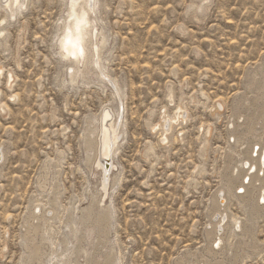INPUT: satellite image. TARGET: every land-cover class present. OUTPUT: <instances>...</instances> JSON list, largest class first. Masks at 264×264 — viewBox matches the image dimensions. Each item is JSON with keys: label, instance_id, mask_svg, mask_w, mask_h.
I'll return each instance as SVG.
<instances>
[{"label": "rangeland", "instance_id": "obj_1", "mask_svg": "<svg viewBox=\"0 0 264 264\" xmlns=\"http://www.w3.org/2000/svg\"><path fill=\"white\" fill-rule=\"evenodd\" d=\"M204 1L100 0L109 84L89 59L70 82L57 48L67 0H26L15 20L0 0V264H42L52 252L53 264H203L226 160L241 164L248 145L230 138L234 102L258 97L246 77L264 59V0H209L198 11ZM178 106L188 117L162 144L152 127ZM104 111H120L123 124L115 185L99 203L89 148ZM232 195L229 258L243 241L240 264H264L242 237L252 229L264 250V210L250 218L241 190ZM109 205L110 222L97 224Z\"/></svg>", "mask_w": 264, "mask_h": 264}, {"label": "bare ground", "instance_id": "obj_2", "mask_svg": "<svg viewBox=\"0 0 264 264\" xmlns=\"http://www.w3.org/2000/svg\"><path fill=\"white\" fill-rule=\"evenodd\" d=\"M208 2L210 1L207 0L202 2V4L198 6V11L202 12V8H206L204 6L209 5L207 4ZM25 3L26 0H5L3 5L5 9L10 11V18L15 20L19 11L26 8ZM99 4L100 0H67V14L64 18L63 24L61 23V31L57 39V48L59 50V56L62 57L63 61L70 64L71 68L68 76L70 77L71 83L77 82L84 76L83 68L88 59L92 71H94L98 77L102 78L103 82L106 80L109 84L112 83V80L108 77L109 75H107L108 73H105V69L102 65L103 62H101V49L106 39L102 33L100 20L96 14L97 8L100 6ZM17 6H23V8L18 9ZM81 15L85 16L86 23L82 25L77 36L80 38V47L83 49V55L81 56L77 54L76 58H73L63 50L65 46V36L69 29H72L73 31L75 30L76 19L73 17H80ZM12 79L14 78L11 75L9 79L10 82H12ZM246 84L252 86L253 89L258 90L259 95L255 99H250L247 104L243 97H239V99L235 100L231 117L232 130L230 131V138L238 137V139H246L247 141H244L248 142V145H246L247 148H245L244 160L241 164L230 156H228L226 160L223 177L226 181H224L226 187H222L221 189L218 188L212 198L211 214L215 218L210 230L206 232L209 246L207 249L205 248L206 251L201 257L200 263L203 264H240V262L243 261V254L249 248V246H246L247 243L238 241L236 255L229 258L230 248L226 247V242H228L234 232H231L227 223L231 216L229 212L230 206H227V203L229 202L227 201V197L229 195L231 197L235 191L241 190L243 196L241 198L239 197V200H236L240 205L249 208L250 218L260 217L264 210V145L261 144V147L255 149L256 144L252 141L258 130L262 127L263 122L264 103L261 98V91L264 87V59L260 65L248 73ZM116 92H118V89H116ZM221 109L222 106L219 105L218 110ZM119 112L117 118H114L108 111L102 113L98 119V129L96 130L97 133H95L96 137L94 143L89 148L90 151L95 153L91 160V171L96 177H98L96 193L92 194V196L99 197V203H105L106 199L110 197V192L115 185V181L112 177L115 176L114 171L116 167L112 162V159L119 146L123 124V120L120 117L121 112ZM187 117L188 116L185 115V112H183L182 106H178L177 113L172 117L164 115L160 122L152 127V132L156 133L161 131L160 142H162V144H167L168 134L171 133L174 127L184 122ZM207 134L210 136V128H208ZM108 140L112 141V148H110L109 151H106ZM3 152L5 151L3 150ZM90 154H92V152H90ZM0 159H2L1 154ZM111 206H106L102 212H99L96 216L97 224H102L106 220H108V223L110 222L108 212L112 210ZM232 219L235 225H239L240 228L241 221L234 216ZM40 229V225L35 227V236L38 235ZM242 234V237H250V246L253 252L259 254L264 252V250L258 246L260 244L257 245L252 229L249 228ZM36 240L37 239H34L32 244L34 250L39 253L41 250ZM232 251L233 250H231V252ZM85 253L86 252L82 250L81 257H83ZM54 256L55 252H52L47 256L46 262H43L42 264H53L54 260H52V257L54 258ZM57 259L58 261H56L58 264H71L65 262L63 259ZM187 260L188 258L186 257L181 258L178 260L177 264H186L188 262ZM94 263L93 260L90 262V264ZM117 264L121 263L117 262Z\"/></svg>", "mask_w": 264, "mask_h": 264}, {"label": "snow or ice", "instance_id": "obj_3", "mask_svg": "<svg viewBox=\"0 0 264 264\" xmlns=\"http://www.w3.org/2000/svg\"><path fill=\"white\" fill-rule=\"evenodd\" d=\"M74 7V5H73ZM79 31V29H78ZM71 49V50H70ZM65 52H67L69 55H71L73 58H76L77 54L83 55V49L80 47V38L79 36L76 37L75 40H73L71 37L65 40V46L63 49Z\"/></svg>", "mask_w": 264, "mask_h": 264}, {"label": "clouds", "instance_id": "obj_4", "mask_svg": "<svg viewBox=\"0 0 264 264\" xmlns=\"http://www.w3.org/2000/svg\"><path fill=\"white\" fill-rule=\"evenodd\" d=\"M17 8L22 9L23 6H17ZM73 18L76 19L75 30L73 31L72 29H69V31L66 33L65 40L68 39L69 37L75 40L79 33L78 29L80 30L82 25L86 23V19L84 15H81L80 17H73Z\"/></svg>", "mask_w": 264, "mask_h": 264}, {"label": "water", "instance_id": "obj_5", "mask_svg": "<svg viewBox=\"0 0 264 264\" xmlns=\"http://www.w3.org/2000/svg\"><path fill=\"white\" fill-rule=\"evenodd\" d=\"M107 151V150H106ZM105 157V156H104Z\"/></svg>", "mask_w": 264, "mask_h": 264}]
</instances>
